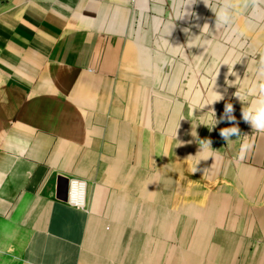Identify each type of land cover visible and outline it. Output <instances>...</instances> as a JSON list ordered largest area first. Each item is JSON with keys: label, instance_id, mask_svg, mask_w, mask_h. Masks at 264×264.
I'll use <instances>...</instances> for the list:
<instances>
[{"label": "crops", "instance_id": "0c3cea01", "mask_svg": "<svg viewBox=\"0 0 264 264\" xmlns=\"http://www.w3.org/2000/svg\"><path fill=\"white\" fill-rule=\"evenodd\" d=\"M137 1L158 2V22L166 16L167 0ZM75 7L71 0H0V264H200L188 237L165 246L178 225L187 228V210L161 205L171 202L142 194L140 184L137 196L91 194L89 179L78 178L93 155H103L104 133L88 123L110 122L102 116L110 92L120 98L119 76L139 74L140 49L127 51L115 32L88 27L100 22ZM148 13L140 12L139 29ZM263 135L251 140L256 166H264ZM60 177L69 180V201L58 198ZM73 180L85 184L82 205L70 200Z\"/></svg>", "mask_w": 264, "mask_h": 264}, {"label": "rangeland", "instance_id": "374dc122", "mask_svg": "<svg viewBox=\"0 0 264 264\" xmlns=\"http://www.w3.org/2000/svg\"><path fill=\"white\" fill-rule=\"evenodd\" d=\"M71 3L78 15L100 22L88 27L115 32L126 50L135 53L134 44L140 49L134 65L139 74L119 76L125 82L120 98H111L115 92H110L107 115L102 114L110 122L88 123L104 133L103 155H93L88 173L77 171L78 178L89 179L91 194L104 189L107 195L125 190L126 196H137L134 184H140L142 194L156 193L171 202L161 205L187 210V228H175L178 233L167 249L179 242L176 237H188L195 259H204L200 264H264V166L250 157L253 136L264 132L243 120L244 104L235 96L242 84L257 81L264 71V5L247 10L233 26L216 28L215 13L203 0L191 6L186 0H167L160 22L153 10L158 2ZM144 7L149 17L139 29L135 24ZM205 23L210 31L201 33ZM231 67L235 76L229 74ZM219 84L223 99L215 101ZM228 103L231 114H225ZM97 109L88 107V115ZM117 115L123 121L115 122ZM232 126L239 133L226 140L221 131ZM215 206L220 209L211 210Z\"/></svg>", "mask_w": 264, "mask_h": 264}, {"label": "clouds", "instance_id": "9594fccd", "mask_svg": "<svg viewBox=\"0 0 264 264\" xmlns=\"http://www.w3.org/2000/svg\"><path fill=\"white\" fill-rule=\"evenodd\" d=\"M197 2L198 0H186V5L191 6L196 4ZM203 3L215 13V27L218 28L233 26L236 19L239 16L243 15L247 10H259L261 6L264 5V0H203ZM188 14L191 15L192 13ZM209 31V25L205 23L203 25L201 33ZM219 67L215 76V80L217 75L219 74ZM229 74L233 76L236 75V73L232 70V67L229 68ZM214 94L216 96L215 101L223 99V96L220 93L214 91ZM235 96L238 97L239 100L244 104V107L242 108L243 120L245 122H248L252 126L254 131L264 132V71L261 72L260 77L257 81L250 84H242L241 87L238 88V91L235 93ZM249 97L251 99H249ZM232 112V104H226L225 114H231ZM226 117L229 120H235V117L233 115H226ZM238 133L239 128L237 126L225 128L221 131V135L226 140H228L231 135ZM204 142L210 145V141Z\"/></svg>", "mask_w": 264, "mask_h": 264}, {"label": "bare ground", "instance_id": "6f19581e", "mask_svg": "<svg viewBox=\"0 0 264 264\" xmlns=\"http://www.w3.org/2000/svg\"><path fill=\"white\" fill-rule=\"evenodd\" d=\"M222 75H225L224 71L221 72V76ZM222 77H224V76H222ZM216 92L221 94V92H222L221 84H219L218 88L216 89ZM215 98H216V96H215ZM84 194H85V184L79 180L71 181L70 200L72 201V203H75L77 205L84 204Z\"/></svg>", "mask_w": 264, "mask_h": 264}, {"label": "water", "instance_id": "95a60500", "mask_svg": "<svg viewBox=\"0 0 264 264\" xmlns=\"http://www.w3.org/2000/svg\"><path fill=\"white\" fill-rule=\"evenodd\" d=\"M58 185H63V190L58 191V198L66 201L68 198V180L67 178L60 177L58 178Z\"/></svg>", "mask_w": 264, "mask_h": 264}, {"label": "built area", "instance_id": "2783aa9c", "mask_svg": "<svg viewBox=\"0 0 264 264\" xmlns=\"http://www.w3.org/2000/svg\"><path fill=\"white\" fill-rule=\"evenodd\" d=\"M69 190H70V185H69ZM68 201H69V195H68Z\"/></svg>", "mask_w": 264, "mask_h": 264}]
</instances>
